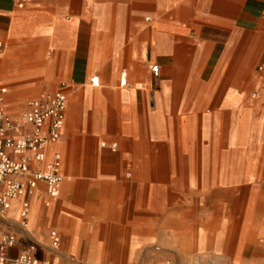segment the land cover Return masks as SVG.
<instances>
[{
  "label": "crops",
  "instance_id": "1",
  "mask_svg": "<svg viewBox=\"0 0 264 264\" xmlns=\"http://www.w3.org/2000/svg\"><path fill=\"white\" fill-rule=\"evenodd\" d=\"M0 42V80L67 94L32 166L60 152L59 194L0 216L9 256L264 264V0H0Z\"/></svg>",
  "mask_w": 264,
  "mask_h": 264
},
{
  "label": "built area",
  "instance_id": "2",
  "mask_svg": "<svg viewBox=\"0 0 264 264\" xmlns=\"http://www.w3.org/2000/svg\"><path fill=\"white\" fill-rule=\"evenodd\" d=\"M16 8L22 9L29 0H12ZM148 20V18H147ZM2 44L0 42V52ZM154 76L158 74L156 65L150 66ZM124 83V80L122 81ZM94 86L97 78H91ZM7 87L0 86V216L4 215L15 200H19V226L27 227L30 203L26 196L31 195L40 183L50 198L58 196L63 181L62 156L54 151L51 160L44 168L33 165L46 161V147L60 141L65 122L67 94L63 90L42 92L26 101L18 116L9 114L4 106ZM107 147L106 142L100 143ZM115 151L117 144L108 145ZM50 247L57 248L60 240L55 231H51ZM16 235L3 231L0 227V264H52L48 260L35 256V247L29 245L16 256H9L8 251L14 247Z\"/></svg>",
  "mask_w": 264,
  "mask_h": 264
},
{
  "label": "rangeland",
  "instance_id": "3",
  "mask_svg": "<svg viewBox=\"0 0 264 264\" xmlns=\"http://www.w3.org/2000/svg\"><path fill=\"white\" fill-rule=\"evenodd\" d=\"M0 86L7 87L6 103L4 108L9 114L15 117L18 116L19 113L22 111L28 99L33 98L42 92V90H33L32 88H26L23 90L17 87L15 84H8L7 82L2 80H0ZM102 141L103 140H100L99 143ZM30 228H31V222L28 229Z\"/></svg>",
  "mask_w": 264,
  "mask_h": 264
},
{
  "label": "bare ground",
  "instance_id": "4",
  "mask_svg": "<svg viewBox=\"0 0 264 264\" xmlns=\"http://www.w3.org/2000/svg\"><path fill=\"white\" fill-rule=\"evenodd\" d=\"M27 227H28V223H27ZM27 227H26V228H27Z\"/></svg>",
  "mask_w": 264,
  "mask_h": 264
}]
</instances>
